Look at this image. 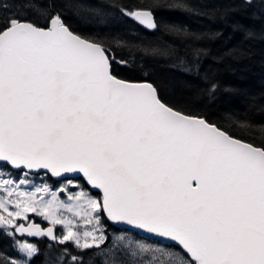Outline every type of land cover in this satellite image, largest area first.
Masks as SVG:
<instances>
[{
  "label": "snow or ice",
  "instance_id": "obj_1",
  "mask_svg": "<svg viewBox=\"0 0 264 264\" xmlns=\"http://www.w3.org/2000/svg\"><path fill=\"white\" fill-rule=\"evenodd\" d=\"M241 2L252 6L254 0ZM161 6L152 0L117 10L148 29L199 38L182 25L158 21L153 9ZM178 6L200 14L188 4ZM48 7L44 0H0V211L7 213L0 221L12 224L16 218L28 220L29 212L39 213L54 225H67L66 234L58 238L52 228L24 224L17 230L46 232L58 243L91 250L108 239L101 221L106 214L179 249L119 236L97 253L103 264H264V140L247 142L202 115L186 112L147 80L118 78L114 65L127 60L117 55L129 45L101 11L111 5L97 0L88 9L97 16L94 34L88 37L72 31L62 14L48 13ZM45 13V26L31 18ZM236 27L255 38L251 29ZM237 124L264 136V122ZM3 167L22 175L5 173ZM32 170L55 177L82 174L100 196L93 197L72 180L59 189L80 187L70 194L72 202L58 200L48 185L29 192L24 186H32ZM37 192L51 199H37ZM61 209L73 219L58 216ZM76 218L91 228L74 231ZM22 251L32 257L38 250L25 244ZM67 254L65 248L49 264H64ZM71 261L84 264L79 255Z\"/></svg>",
  "mask_w": 264,
  "mask_h": 264
},
{
  "label": "trees",
  "instance_id": "obj_2",
  "mask_svg": "<svg viewBox=\"0 0 264 264\" xmlns=\"http://www.w3.org/2000/svg\"><path fill=\"white\" fill-rule=\"evenodd\" d=\"M48 13L59 12L72 31L88 37L94 34L97 16L88 9L97 0H44ZM152 0H102L104 17L111 28L126 37L128 47L122 48L117 59L126 65H114L118 78L131 82L147 80L158 86L166 101L174 102L188 113L202 115L210 122L223 126L237 138L259 144L264 140L258 131L243 127L237 121L264 122V5L254 0L252 6L241 0H158L161 7L154 15L164 24L182 25L198 39L178 38L161 28L148 30L121 16L117 6L149 4ZM188 4L199 10L191 12L178 5ZM224 9H231L227 13ZM41 26L47 23V13L33 14ZM242 24L256 35L250 38ZM172 48L175 52L166 54ZM194 49L201 50L196 56ZM213 85L215 88L213 89ZM10 172L9 167H4ZM14 173H18L14 172ZM48 180L56 182L46 175ZM79 179L86 187L82 178ZM98 195V192H92ZM105 217V216H104ZM35 222L46 224L34 218ZM103 221L112 228L106 218ZM21 237V236H20ZM35 244L37 252L25 264H45L67 248L64 264H72L71 256L83 257L84 264H101L94 250H81L71 242H50L44 235L26 238ZM173 247V246H171ZM12 236L0 228V264L19 258Z\"/></svg>",
  "mask_w": 264,
  "mask_h": 264
},
{
  "label": "rangeland",
  "instance_id": "obj_3",
  "mask_svg": "<svg viewBox=\"0 0 264 264\" xmlns=\"http://www.w3.org/2000/svg\"><path fill=\"white\" fill-rule=\"evenodd\" d=\"M2 170L5 173H11L15 177H20L22 175L21 172H18V173L10 172L9 170H7L4 167H3ZM28 178L33 182V184H32V186H24L27 191H29V192L34 191V187L35 186L48 185L50 187L51 193H55L57 195V197H58V200H62V201H65V202H72V201H69L70 194L78 193L81 190L80 187H70L67 192L59 191V189H61L65 185L67 180H72L74 182V184H79L80 186H82V188L86 192L90 193L93 197L99 198V196H100L99 193H98V195H96L95 193H92V191H90V189L87 186L84 187L82 182L79 179H63V180H59V181H56V182H52V181L48 180V178L44 174H37V175L29 174ZM2 194H3L2 191H0V195H2ZM36 197H37V199H39L40 197H43L45 200L51 199V195L50 194L43 193V192H37L36 193ZM9 210L10 211L15 210V206L14 205L11 206ZM27 215L29 217L28 220H24L22 217H20V218L14 219L12 224H4L2 221H0V228L3 229L7 234H9L10 236H12L14 238L15 247H16L17 251L20 254V257L16 258V259H13V261H20L21 264H25L31 258V257H28L26 255V253H24L22 251V246L25 245V244H31V245L35 246V244L30 242V241H28L26 239L27 237H24L23 235H21L19 233V231L17 230V225L26 224L27 222L33 220L34 218H37V219L41 220L42 222H44L46 224L54 225L50 219H47L46 217L41 216L39 213L29 212V213H27ZM0 216H5L6 217L7 213H4V212L0 211ZM58 216H60L63 219H73V214L68 212V211H66V210H64V209L60 210V212L58 213ZM103 218H105L104 214L101 215L102 228H103V231H104V235H106L108 237V239L105 242V244L100 246V249H96V248L93 249L94 250L93 252L96 254V256L100 258V263L101 264H103L104 257L98 255L97 253H99L101 249L110 248L112 246V244L115 242V238L119 237V236H124L126 240L130 239L132 241H142L145 244L152 245L154 247H163V248H167V249H172V250L177 251V252L179 251V249L176 248L173 245L163 243V242H161L159 240H156V239L147 238V237L139 235V234H137V233H135L133 231H129V230H125V229H117V228H114V227L110 228L103 221ZM73 222H74L75 225L78 226V227H75L73 229L74 231L83 230L84 228H88V229L91 228V226L84 225V222H83L82 219L76 218V219H74ZM55 226H56V229H57V234H55V235L58 238L63 236L64 234H66L67 225L55 224ZM37 236H39V235H37ZM171 246H173V247H171ZM147 258L148 257L145 256V259H147ZM50 261H51L50 259H47L45 264H49Z\"/></svg>",
  "mask_w": 264,
  "mask_h": 264
},
{
  "label": "water",
  "instance_id": "obj_4",
  "mask_svg": "<svg viewBox=\"0 0 264 264\" xmlns=\"http://www.w3.org/2000/svg\"><path fill=\"white\" fill-rule=\"evenodd\" d=\"M139 25H140V24H139ZM140 26H141V25H140ZM141 27L146 28V27H144V26H141ZM146 29H148V28H146ZM148 30H151V29H148ZM130 82H131V81H130ZM9 168L12 169V170H14V171H18V170L14 169V168H11V167H9ZM29 173H31V174H37V173H43V174H45L44 171H40V170H32V171H30ZM47 175L51 176V177H52L53 179H55V180H58V179H67V178H78V177H81V178L85 179V178L83 177L82 174H64L62 177H55V176L51 175V173H48ZM87 186L89 187V189H90L91 191H93V192H99V190L94 189V188H93L91 185H89L88 183H87ZM99 193H100V192H99ZM104 216H105L106 220H107L112 226H114L115 228H118V229H125V230H129V231H133V232H135V233H137V234H139V235L145 236V237H147V238L156 239V240H159V241H161V242H163V243L171 244V245L175 246L174 242H172V241H170V240H168V239H166V238H162V237H159V236H156V235H153V234L147 233L145 230L138 229V228H136L135 226H132V225L127 224L126 222H115V221H111V220L106 216V214H104ZM33 225L39 226V229H41V230H46V229H48V228H52V229H53V233H54V235L56 234V226H55V225H52V224H47V225H44V226H43L41 223H39V222H35V221H33V220L27 222L26 224H24V226H25L26 228H31ZM19 233H20L21 235H23L24 237H31V236L36 235V234H33L32 231H29V232H21V231H19ZM43 235H44L45 237H47L48 240H49L50 242H54V241H56V240H53L51 237H49V236L46 234V232H45V234H43Z\"/></svg>",
  "mask_w": 264,
  "mask_h": 264
}]
</instances>
